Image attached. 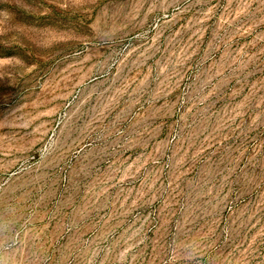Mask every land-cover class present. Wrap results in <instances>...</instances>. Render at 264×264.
Returning <instances> with one entry per match:
<instances>
[{"label": "rangeland", "instance_id": "rangeland-1", "mask_svg": "<svg viewBox=\"0 0 264 264\" xmlns=\"http://www.w3.org/2000/svg\"><path fill=\"white\" fill-rule=\"evenodd\" d=\"M0 264H264V0H0Z\"/></svg>", "mask_w": 264, "mask_h": 264}]
</instances>
